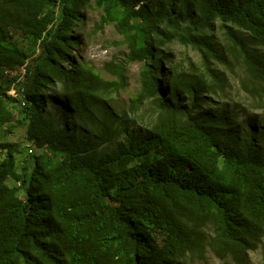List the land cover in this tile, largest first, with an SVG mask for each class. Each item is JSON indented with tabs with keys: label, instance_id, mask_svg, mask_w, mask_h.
I'll use <instances>...</instances> for the list:
<instances>
[{
	"label": "trees",
	"instance_id": "16d2710c",
	"mask_svg": "<svg viewBox=\"0 0 264 264\" xmlns=\"http://www.w3.org/2000/svg\"><path fill=\"white\" fill-rule=\"evenodd\" d=\"M89 10L127 46L103 72L80 53ZM241 74L263 106L264 0H0V264L264 254V114L201 110Z\"/></svg>",
	"mask_w": 264,
	"mask_h": 264
},
{
	"label": "rangeland",
	"instance_id": "374dc122",
	"mask_svg": "<svg viewBox=\"0 0 264 264\" xmlns=\"http://www.w3.org/2000/svg\"><path fill=\"white\" fill-rule=\"evenodd\" d=\"M88 10V9H86ZM87 18L84 25L80 28L81 39L83 41L80 53L84 60H89L97 67V69L103 72V66L105 63H108L114 59V57L124 58L127 53V46L123 42V37L117 33L114 26H107L102 32L94 33L93 29L95 24L98 23L101 14L96 11H87ZM219 37H222L219 34ZM168 49L170 52H173L175 61L185 62L188 59L196 61V53H193L191 50H188L183 45L174 42L169 45ZM105 77H109L107 73H103ZM140 64L134 63L130 68L128 87L124 90L119 97V105L124 107L129 104V99L134 96L139 87H140ZM241 75H231L228 76V85L226 91V97H219L211 99L201 107V110L205 114L214 115L220 113L222 108L230 106L234 108L238 105L237 109L242 110L245 107L251 112L257 113L259 115L264 114V105H259L254 103L249 95L242 90V82L240 81ZM240 89V90H239ZM15 97L17 96L16 90L11 91ZM143 114L151 113L149 108L145 109ZM141 113V116H142ZM143 117V116H142ZM245 119V114H238L237 118ZM137 121L141 123V118L138 116ZM234 122V120H233ZM232 124V123H231ZM24 129H19L17 133L11 138L14 141L23 140ZM26 156L21 155L19 159H25ZM22 163H20V170ZM205 259L197 260L191 259L188 257L185 259V264H239L238 261H235L231 254H228L225 259H217L215 256L207 254ZM249 264H264V254L263 248L259 249L257 252L250 253L249 255Z\"/></svg>",
	"mask_w": 264,
	"mask_h": 264
}]
</instances>
